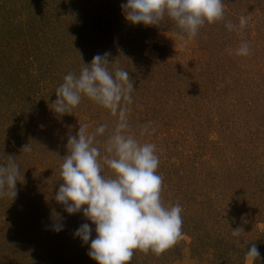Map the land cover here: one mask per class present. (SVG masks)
<instances>
[{
    "label": "rangeland",
    "instance_id": "rangeland-1",
    "mask_svg": "<svg viewBox=\"0 0 264 264\" xmlns=\"http://www.w3.org/2000/svg\"><path fill=\"white\" fill-rule=\"evenodd\" d=\"M238 2L224 0V20L206 23L188 40L167 17L163 29L129 25L121 7L126 0H0V167L15 162L21 173L15 199L0 196V264H97L87 254L90 242L74 238L88 223L94 239L95 225L82 211L69 215L54 199L68 137L80 126L94 133L106 125L96 136L103 157L118 121L92 100L64 115L51 109L63 77L86 54L75 55L78 44L89 52L117 48V68H136L126 134L155 145L163 204L192 203L182 219L196 222L216 207L225 226L210 234L223 238L222 245L209 239L203 249L182 231L159 256L136 250L131 264H253L246 251L249 242L264 243V213L252 209L248 221L249 213L241 212L249 198L264 204V0H240L242 11ZM243 42L247 56L237 54ZM145 125L151 135H141ZM27 145L31 150L22 152ZM103 174L113 176L107 165ZM57 223L62 231L54 230ZM208 226L219 229L212 221ZM236 229L239 237L232 235ZM226 244L245 253L226 255Z\"/></svg>",
    "mask_w": 264,
    "mask_h": 264
},
{
    "label": "clouds",
    "instance_id": "clouds-1",
    "mask_svg": "<svg viewBox=\"0 0 264 264\" xmlns=\"http://www.w3.org/2000/svg\"><path fill=\"white\" fill-rule=\"evenodd\" d=\"M125 18L133 25L154 26L166 16L193 39L206 24L225 18L224 0H126L121 5ZM247 20L241 17L243 29ZM225 27L234 30L235 25ZM246 42L241 43L237 54L249 55ZM108 53L96 55L90 64H82L79 74L69 73L56 89L57 99L52 110L66 114L76 108L82 97H87L109 109L118 117L115 130L108 135L101 156L96 146V136L104 135L106 125L89 133L87 125L80 126L76 136L68 137V155L63 158L60 184L54 199L65 207L69 215L82 211L83 216L95 225L82 224L75 232L83 244L90 247L88 256L97 264H131L135 251H151L157 256L171 248L182 235V207L165 206L161 200L163 180L157 170L160 158L152 143L141 144L129 129L125 105L132 103L134 82L129 72L122 69L109 71ZM151 135L149 125L141 135ZM30 145L22 152L30 151ZM103 165L112 171V177L103 174ZM20 168L15 162L0 167V196L15 199L16 185L20 181ZM56 232L63 230L55 224ZM241 229L232 230L239 237ZM246 258L257 261L260 252L256 246L246 251Z\"/></svg>",
    "mask_w": 264,
    "mask_h": 264
},
{
    "label": "trees",
    "instance_id": "trees-1",
    "mask_svg": "<svg viewBox=\"0 0 264 264\" xmlns=\"http://www.w3.org/2000/svg\"><path fill=\"white\" fill-rule=\"evenodd\" d=\"M238 4H240V0H239ZM228 5L229 4H227V7H228ZM240 5L241 6H240L239 10L242 11V9L244 8L245 4L242 3ZM165 18L159 24L154 25V26H145L143 24L133 25V24H131L129 22L128 23L131 26H136V27L139 26L140 28H143L144 27L145 29H147L149 31H153L155 29H158V28L163 29L165 27V22H164L165 21ZM168 19H170V18H168ZM109 24H112V23H109ZM58 42H60V39H58ZM75 47H76L75 49H72V51L75 52V55H78L82 51L86 53V54H82L81 53L78 56V59L80 61L79 64L77 65L78 67L75 70H73L74 68L69 70V71H71L70 73H74V74H77V75L79 74L80 67L82 66L83 63L84 64H90L94 56H96L98 54H100V55H103L104 54L103 52H101L100 49H94V51L89 52L88 51V48H85V49H87V51H86V50H84V46L82 44H78V46L75 45ZM106 53L109 54L108 60H109L110 64L108 66H111V67L113 66L112 68L113 69L114 68L116 69L118 67V65H119V61L116 62V59H115V57H116L115 56V53H117V48L115 49L113 47V50H107ZM121 68L123 69V67H121ZM132 68L133 69L126 70V71L129 72L131 79L133 80V82H135V80L137 78V73L135 72L136 71V68H134V67H132ZM119 69H120V67H119ZM112 72H114V71H112ZM67 74H69V73H67ZM151 97H153L152 94H151ZM262 99L263 100H260V102H261L262 107L264 108V96L262 97ZM85 100H90V99H88L87 97L86 98L83 97L80 103L81 104H84ZM95 104H96V102H95ZM5 117H7V116H5ZM112 118H113V115H112ZM165 118L166 117H162V120L164 121ZM0 148H4V147L0 146ZM3 151H5V149H3ZM257 157H259V156H257ZM255 158H256V156L254 157V159ZM256 164L257 163H254L253 162L252 164H249L250 165L249 167L252 169V168H254V166L255 167L257 166ZM249 167L247 166V168H249ZM263 173H264V171H263ZM214 179L215 180H220V181L222 180V178H214ZM249 199L250 200L247 201V203L245 205V208L241 212V214H244L245 212H248L249 213L250 216H249V218H247L248 221L251 220L252 217H253L252 216V209L254 211L257 210V211H259L261 213H264V204H257L255 202H254L255 204H251L252 203L251 202V198H249ZM186 200L192 201L191 198H190V196L188 194H187ZM184 202H185V205L184 206H182L184 204L182 201L181 202H177V204H179L182 207V212L187 211V208H191V207L193 208L194 207L192 203H189V205H188L186 203V201H184ZM174 205H176V203ZM206 211L209 213V214H207L208 215L207 218H204L202 220L199 219V220H197V222L195 220L189 219V218L182 219L183 220V224H182V229L183 230L182 231L185 232V234L187 236L192 237V239H193V241H194L195 244H197L199 246L202 245L203 249H205L206 245H208L207 242H208L209 239H211L212 241H216L217 244H219V245H222V244H220L219 240L220 239H223V238H220V237H212V236H210V234L211 233H214V234L218 233V234H220L221 233V230L225 228L223 222L222 221L219 222V219L221 218V214L217 210L216 207H210V209H206ZM40 212H41V217L43 218V216L45 215V213L43 212V210L40 211ZM40 221H41V219H40ZM210 221H212L214 225L218 226L219 229L211 232V230L209 229V226H208L210 224ZM45 223H47V221H45ZM260 238H264V234L260 235ZM249 243H250V246L248 247V250L254 245V246L257 247L258 251L260 252V258H259V260L256 261L255 264H264V243L263 242H259V241L258 242H253L252 241V242H249ZM235 251H239L240 256H242V254L245 253L244 252L245 250L240 249V248H236L235 244H226L225 246H223V252L226 255H229L231 252H235Z\"/></svg>",
    "mask_w": 264,
    "mask_h": 264
}]
</instances>
